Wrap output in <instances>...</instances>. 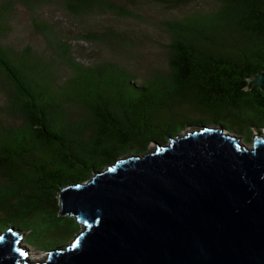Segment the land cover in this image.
<instances>
[{
  "label": "trees",
  "instance_id": "trees-1",
  "mask_svg": "<svg viewBox=\"0 0 264 264\" xmlns=\"http://www.w3.org/2000/svg\"><path fill=\"white\" fill-rule=\"evenodd\" d=\"M149 1L197 8L160 22L170 35L168 67L141 82L126 64L133 31L120 22L144 23L139 9ZM16 6L29 11L45 51L6 42ZM50 6L78 24L104 16L116 22L65 36L63 18L39 14ZM92 44L109 56L97 59ZM260 71L264 0H0V232L28 231L25 242L52 251L60 245L51 238L81 231L75 217L60 215L65 187L191 127L214 124L253 142L264 130V92L246 87ZM70 91L77 93L65 97Z\"/></svg>",
  "mask_w": 264,
  "mask_h": 264
},
{
  "label": "water",
  "instance_id": "water-1",
  "mask_svg": "<svg viewBox=\"0 0 264 264\" xmlns=\"http://www.w3.org/2000/svg\"><path fill=\"white\" fill-rule=\"evenodd\" d=\"M247 81L264 92V71ZM60 201L83 225L71 244L35 262L10 228L0 264H264V136L249 148L202 125L65 187Z\"/></svg>",
  "mask_w": 264,
  "mask_h": 264
},
{
  "label": "rangeland",
  "instance_id": "rangeland-1",
  "mask_svg": "<svg viewBox=\"0 0 264 264\" xmlns=\"http://www.w3.org/2000/svg\"><path fill=\"white\" fill-rule=\"evenodd\" d=\"M148 2V1H147ZM197 6L191 5L186 8L180 9H170L168 7H163L154 2L149 1L148 6H143L139 9V12L143 13L146 21L144 23H138L134 21H125L120 22L123 27L132 30L133 33H130V36L133 38L135 46L131 50V61H125L126 64L132 69L133 73L138 77L141 82L148 80L152 73L156 70H165L168 67L167 64V52L165 46L170 42V35L166 32V30L162 27V21H171L175 19H180L188 13H192L196 10ZM11 15L10 23H8L6 42L11 44L16 49L22 48L23 46L29 44L32 45L37 51H45V41L44 38L39 33H36L32 29V22L29 11L22 6H16L13 9ZM39 14L42 17L51 18V19H61L63 18L65 21L62 23L63 26V34L65 36H72L76 34H80L83 32V26L86 24L90 27H94V29H100V26H104L107 24H113L115 21L111 16H104L99 18H88L86 23L78 24L72 22L69 18H67L59 9L54 6L46 7L40 10ZM93 46V52L96 53L97 59H105L108 55L106 50H99L98 47ZM109 56V55H108ZM68 72L64 70L62 72L63 77H67ZM41 86L44 84L39 83ZM76 91H70L66 94L65 97L75 96ZM55 93H52L54 96ZM5 97L0 94V104L4 102ZM215 128H220L222 126L211 125ZM198 127H191L183 131L180 135H184L186 131H193ZM225 129V128H224ZM227 133L231 134L239 138L243 143V136L228 131L225 129ZM264 136V130L262 131ZM169 144V142L167 143ZM253 142L247 143L249 148L252 147ZM156 148V144H152L147 153L152 152ZM131 155L125 156L127 158ZM83 230V225L81 224V231ZM79 232V234L81 233ZM39 232V231H38ZM37 232V233H38ZM24 241L21 242V245L25 247L28 251V257L32 261H45L48 257L47 250H40L39 248H35L34 246L25 242V239L29 236V232H23ZM75 239L71 238L69 240H65L59 238H51L52 246L57 244L60 245V249L64 250L67 248L69 244ZM29 241V238H27ZM50 243V242H49ZM55 251V249L53 250Z\"/></svg>",
  "mask_w": 264,
  "mask_h": 264
},
{
  "label": "clouds",
  "instance_id": "clouds-1",
  "mask_svg": "<svg viewBox=\"0 0 264 264\" xmlns=\"http://www.w3.org/2000/svg\"><path fill=\"white\" fill-rule=\"evenodd\" d=\"M22 234H23V233H21V235H22ZM22 236H23V235H22ZM22 241H24V236H23V240H22ZM22 241H21V242H22ZM21 242H20V243H21ZM28 258H29V257H28Z\"/></svg>",
  "mask_w": 264,
  "mask_h": 264
},
{
  "label": "snow or ice",
  "instance_id": "snow-or-ice-1",
  "mask_svg": "<svg viewBox=\"0 0 264 264\" xmlns=\"http://www.w3.org/2000/svg\"><path fill=\"white\" fill-rule=\"evenodd\" d=\"M0 239H2V237H0ZM25 255H26V253H25Z\"/></svg>",
  "mask_w": 264,
  "mask_h": 264
},
{
  "label": "bare ground",
  "instance_id": "bare-ground-1",
  "mask_svg": "<svg viewBox=\"0 0 264 264\" xmlns=\"http://www.w3.org/2000/svg\"><path fill=\"white\" fill-rule=\"evenodd\" d=\"M38 260H36L35 262H37Z\"/></svg>",
  "mask_w": 264,
  "mask_h": 264
}]
</instances>
